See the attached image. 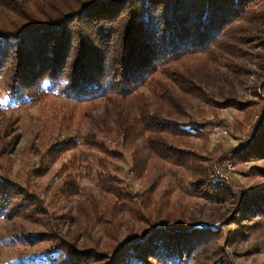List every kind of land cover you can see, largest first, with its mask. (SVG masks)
Wrapping results in <instances>:
<instances>
[{
    "label": "rangeland",
    "instance_id": "rangeland-1",
    "mask_svg": "<svg viewBox=\"0 0 264 264\" xmlns=\"http://www.w3.org/2000/svg\"><path fill=\"white\" fill-rule=\"evenodd\" d=\"M41 1L44 7L40 6ZM110 1L91 0L87 3L92 4L89 9L81 13L79 10L75 18L52 28L49 35L52 45L59 44L60 52H69L63 62L47 59V68L43 67L46 73L51 65L58 64L47 77L53 73L55 79L61 77L64 83L76 77L78 57L83 47L91 45L100 51L96 56V60L102 59L97 75L103 85L107 80L103 72L108 71L103 62V44L107 38L103 39L102 30H97L111 25L110 36L118 33L120 37L138 16L131 12L136 8L132 0ZM67 3L77 2L67 0ZM8 4L23 9L26 27L46 25L45 17L51 16L53 6L57 5L48 0H0L1 21L10 14L4 8ZM37 12L42 15H35ZM242 27L234 33L237 37L235 46L230 47L232 50L226 51L229 45L224 50L219 47L213 54L215 57L207 62L206 83L196 81L204 95L199 96L197 90L179 104L188 117L173 118L204 125L202 135L189 136L175 144L199 154L202 160H197L198 163L217 165L214 177L217 184L222 183L224 189L234 192L221 200L204 196L209 191H204L202 184L191 185L199 178L198 174L192 175L156 157L149 160L146 169H134L131 160L134 149L107 132L109 118L99 99L84 102L70 99L58 90L63 87L60 83L58 89L48 85L37 93L38 87L33 84L26 90L30 98L19 103L17 84L11 81L18 58L14 50L19 49L9 46L3 50L0 202H5L7 209L12 206L15 209L8 217H0V264H36L57 243L65 246L71 255L65 262L52 259L55 264H110L111 252L116 247L128 238L142 237L158 221H164L159 224L171 231L208 225L221 232L214 244L215 236L209 231L190 232L203 243L199 255H191L184 264H213L217 261L218 246L228 252L230 264H264V215H260L264 207L257 210L248 207V211L239 208L243 195L264 190V36L258 39L255 32ZM26 34L30 39L23 40V46L40 49L35 39L42 36L32 35L36 32ZM61 38L69 41L64 47ZM145 44L151 43L145 41ZM40 64L38 60L36 63L34 60V65L25 61L24 81L33 83L43 66ZM158 71L153 77L159 76ZM232 99L239 106L223 105ZM93 139L101 147L92 146ZM100 165H105L104 169ZM103 178H107L105 185L109 190L102 188ZM72 180L77 187L71 185ZM152 183L154 192L150 188ZM117 188L126 198L114 192L120 191ZM138 199H151L153 208L163 199L169 206L165 217L150 212L132 217L123 201L136 205ZM95 208L112 222V230L105 226Z\"/></svg>",
    "mask_w": 264,
    "mask_h": 264
},
{
    "label": "trees",
    "instance_id": "trees-1",
    "mask_svg": "<svg viewBox=\"0 0 264 264\" xmlns=\"http://www.w3.org/2000/svg\"><path fill=\"white\" fill-rule=\"evenodd\" d=\"M48 1L57 5L53 6L51 16L45 17L46 25L24 26L26 15L23 9L9 4L7 6L11 8H4L10 10V14L2 19L3 22L0 20V56L9 46H17L21 52L20 55L18 50H14L18 58L11 80L12 84H17L19 103H24L30 98L27 97L29 91L26 90H30L33 84L38 87L37 93L48 85L57 88V83H60L63 87L57 89L70 99L79 102L99 99L103 102V109H106L105 113L109 118L110 126L107 132L114 133L120 137L122 144L134 149L131 155L134 169H146L149 160L156 157L167 164L181 167L192 175L198 174L199 178L192 181L191 185L202 184L204 191L205 189L209 191L204 196L221 200L228 199L230 194L234 195L233 191L224 189L222 183L218 185L214 179L217 165L210 167L198 163L197 160H202L199 154L190 153L175 144L183 138L202 135L204 125L190 121L183 123L173 118L188 117L184 107L179 105L187 101L188 96L197 93V90L201 92L197 93L199 96L204 95L195 83L196 81L201 84L206 83L207 62L215 57L213 54L216 53L217 48L223 49L229 45L226 51L232 50L230 47L235 46L234 33L243 29L242 26L255 32L258 39L264 36V0H132L136 8L131 12L138 16L130 22L124 32H121L120 37L118 33L116 36H110L111 25L99 27L97 30V32L102 30L103 39L107 38L103 44V62L108 71L103 72V78L107 79L103 85L97 75L101 70L99 65L102 62V59L96 60L100 51L98 48H91V45L83 47L78 57L76 77H71L70 81L65 83L62 82L61 77L55 79L53 73L47 77L58 66V64L51 65L50 72L46 73L43 67L46 66L47 59L55 63L63 62L67 60L69 52H60L59 44L52 45L50 31L61 22L75 18L79 12L89 9L92 5L87 4L91 0L87 3L85 0H75L77 3L73 5L68 4L67 0ZM115 1L127 0L110 2ZM42 3L43 1L40 6L44 7L45 3ZM40 13L42 15V12L34 14L40 15ZM29 32H36L32 35L42 36L35 39L40 49L23 46V40L30 39L26 34ZM61 39L65 42L63 47L69 43L66 38ZM93 40L96 41V37H93ZM145 41L151 44L146 45ZM234 51L230 53L233 54ZM34 60L35 63L37 60L40 61L43 66L31 84L24 81L23 71L25 61H31L34 65ZM157 71L158 77L162 76L163 79L153 77ZM230 74L232 75V72ZM223 105L239 106V103L232 99ZM90 142L92 146L101 147L94 139ZM100 166L104 169L105 165ZM107 178H103L104 189H108L105 185V182H108L105 181ZM71 185L77 187L73 180ZM150 188L155 191L153 183ZM118 190L120 191L115 189L114 192L126 198L125 193H122L121 189ZM159 200L161 203L155 205V208L150 206L151 199H138L136 205L123 201V206L134 218L142 217L146 212L165 217L164 213L169 206L163 199ZM240 200L241 211H248V207L257 210L260 206L264 207V190L254 194L249 193L247 197L243 195ZM13 209L15 206L7 209L6 203L0 202V217H8ZM95 210L99 217L101 213L103 214V211L97 208ZM260 215H264V211L260 212ZM101 218L105 226L112 230V222L105 216L101 215ZM163 222L158 221L152 230L142 237L136 240L128 238L116 247L111 252L110 264H184L191 255H199L203 243L198 235L191 236L190 232L209 231L215 236L213 244L220 232L217 228L208 225H194L190 230L187 228L171 231L165 225L159 224ZM228 239L233 240V238ZM45 255L48 256L44 260L36 261V264H55L53 261L55 258L65 262L71 254L65 246L57 243ZM215 255L217 261L213 264L231 263L228 252L221 246L215 249Z\"/></svg>",
    "mask_w": 264,
    "mask_h": 264
}]
</instances>
